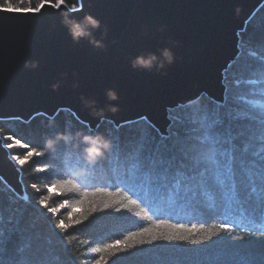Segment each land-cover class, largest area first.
Wrapping results in <instances>:
<instances>
[{
	"label": "trees",
	"instance_id": "trees-1",
	"mask_svg": "<svg viewBox=\"0 0 264 264\" xmlns=\"http://www.w3.org/2000/svg\"><path fill=\"white\" fill-rule=\"evenodd\" d=\"M41 3L0 0V9L11 4L21 11L34 10ZM66 6L76 9L78 0H66ZM238 49L223 75V102L201 96L171 110L164 136L145 120L119 127L103 121L91 130L69 111L29 121L0 120V138L20 171L25 196L18 197L0 180V264H264V233L254 227L264 223V204L251 194L239 163L235 199L215 182L201 190L189 185L174 190L171 178L151 183L130 167L131 155L141 147L147 154L172 133L187 134L191 119L217 110L218 105L233 115L249 111L240 97L259 98L250 95L253 86L245 81L264 73V4L239 34ZM248 124L245 119L233 121V132L246 130ZM97 135L111 142V150L90 165L82 138ZM49 141H55L53 147ZM26 156L23 165L18 163L17 158ZM161 222L182 228L179 235L188 236V241L161 238L139 243L149 240L148 234L128 239L145 229L171 234L169 228L155 227ZM222 225L232 230H223ZM117 241L135 246L108 248Z\"/></svg>",
	"mask_w": 264,
	"mask_h": 264
},
{
	"label": "water",
	"instance_id": "water-1",
	"mask_svg": "<svg viewBox=\"0 0 264 264\" xmlns=\"http://www.w3.org/2000/svg\"><path fill=\"white\" fill-rule=\"evenodd\" d=\"M263 4L82 0L81 6L78 0L75 11L51 4L39 12L0 9V120L69 111L91 130L103 121L119 127L145 120L164 136L171 110L201 96L223 102V75L238 56L239 34ZM66 16L98 20L92 37L103 46L74 42L63 23ZM164 49L171 51L172 63L133 67L137 57L160 56ZM32 62L35 68L26 67ZM109 90L117 100H109ZM20 176L0 138V180L25 198Z\"/></svg>",
	"mask_w": 264,
	"mask_h": 264
},
{
	"label": "snow or ice",
	"instance_id": "snow-or-ice-1",
	"mask_svg": "<svg viewBox=\"0 0 264 264\" xmlns=\"http://www.w3.org/2000/svg\"><path fill=\"white\" fill-rule=\"evenodd\" d=\"M48 2L49 0H42L40 8H43L44 4ZM51 6L67 10L66 0H55ZM40 8L24 9V11L39 12ZM4 10L21 11L19 8L12 7L11 4ZM70 19L80 20L77 16H71ZM250 55L257 56L258 54L250 52ZM245 83L253 86L250 89V95L259 97L254 99L240 97L247 104L249 111L237 112L236 115H233L230 109L220 111L226 106L218 105L217 110L204 112L202 115H197L195 119H191L192 127L187 134H181L179 131L172 133L166 138L167 142L147 154L141 147L139 151L131 155L130 167L151 183L159 184L161 181H168L171 178L174 190H178L182 185H189L201 190L215 182L224 188L225 195L230 199H235L237 195L236 167L239 163L240 168L246 173L245 178L250 186L251 194L258 202L264 204V73L260 78L249 79ZM257 85L262 87L258 89L255 87ZM241 119L249 122L248 127L246 130L234 133L232 122ZM176 123L179 125L182 124V121L177 120ZM35 154L40 155L38 152ZM30 155L32 153H29ZM27 159V156L24 159L17 158L21 165ZM65 184L71 185L73 188L76 186L72 181H66ZM58 227L65 228V225L60 224ZM155 227L157 229L169 228L172 231L169 235H163L162 233L153 234L151 230L145 229L143 232L133 234L128 239L148 234L150 239L147 241L141 239L139 243H151L161 238L169 242L188 241V236L179 235L183 231L180 227L163 222L157 223ZM221 227L226 231L232 230L227 225ZM254 227L264 233V223L254 225ZM211 235L213 234L209 233L208 238H211ZM191 242L195 243V241ZM121 244H124L125 247L135 246L126 244L124 241H117L116 244L109 245L108 248Z\"/></svg>",
	"mask_w": 264,
	"mask_h": 264
},
{
	"label": "clouds",
	"instance_id": "clouds-1",
	"mask_svg": "<svg viewBox=\"0 0 264 264\" xmlns=\"http://www.w3.org/2000/svg\"><path fill=\"white\" fill-rule=\"evenodd\" d=\"M65 27L68 29L70 36L74 42H79L81 39H88L95 47H102L103 44L100 41H96L92 37V32L100 27V22L91 16H86L81 21H74L69 17H65L63 20ZM173 56L170 50L164 49L161 51L160 56L154 54H149L144 57H137L133 61L134 68H144L150 70L153 67L162 68L165 63H172ZM35 68L37 64L32 62L30 65L26 64V67ZM58 85H53L55 90ZM109 100L115 101L118 99L114 90H109L108 93ZM116 109L113 107L112 109ZM57 139H65V137H57ZM82 143L85 145L84 148V158L88 164H94L99 159L104 158L105 154L111 150V142L102 136H83ZM55 141H49V147H53Z\"/></svg>",
	"mask_w": 264,
	"mask_h": 264
},
{
	"label": "bare ground",
	"instance_id": "bare-ground-1",
	"mask_svg": "<svg viewBox=\"0 0 264 264\" xmlns=\"http://www.w3.org/2000/svg\"><path fill=\"white\" fill-rule=\"evenodd\" d=\"M80 1V3H81V6H82V0H79ZM82 8V7H81Z\"/></svg>",
	"mask_w": 264,
	"mask_h": 264
}]
</instances>
